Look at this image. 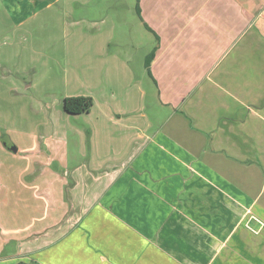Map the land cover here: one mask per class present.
<instances>
[{
  "label": "crops",
  "instance_id": "1",
  "mask_svg": "<svg viewBox=\"0 0 264 264\" xmlns=\"http://www.w3.org/2000/svg\"><path fill=\"white\" fill-rule=\"evenodd\" d=\"M151 2L138 4L157 29L143 67L171 111L134 137L83 214L70 210L64 166L41 164L22 185L42 211L21 228L0 223V264H264V0Z\"/></svg>",
  "mask_w": 264,
  "mask_h": 264
},
{
  "label": "rangeland",
  "instance_id": "2",
  "mask_svg": "<svg viewBox=\"0 0 264 264\" xmlns=\"http://www.w3.org/2000/svg\"><path fill=\"white\" fill-rule=\"evenodd\" d=\"M144 1L138 4L155 6ZM168 3L163 13L169 12ZM136 5V0H0V223L5 229L21 228L41 213L43 202L33 203L22 183L41 173L47 160L65 168L59 175L72 214L85 213L107 174L119 171L135 150L134 137L147 125L157 127L171 111L159 105L143 67L157 45L156 22L149 16L142 20ZM169 20L162 16L160 31H167ZM72 96L90 97L89 112L66 113L64 100ZM2 142L14 144L17 152Z\"/></svg>",
  "mask_w": 264,
  "mask_h": 264
},
{
  "label": "trees",
  "instance_id": "3",
  "mask_svg": "<svg viewBox=\"0 0 264 264\" xmlns=\"http://www.w3.org/2000/svg\"><path fill=\"white\" fill-rule=\"evenodd\" d=\"M137 1V5H136V13L138 14V16H140V12H139V8H138V3L139 0ZM146 28L154 33L148 26H146ZM157 51V48L155 47L146 57L145 59V68L147 69L148 74L149 73V68L151 65V62L153 61L154 57H155V53ZM93 105V101L90 97L88 96H72V97H67L64 100V111L68 114L71 115H78V114H82V113H87L89 112V110L91 109ZM17 264H25V263H17Z\"/></svg>",
  "mask_w": 264,
  "mask_h": 264
},
{
  "label": "water",
  "instance_id": "4",
  "mask_svg": "<svg viewBox=\"0 0 264 264\" xmlns=\"http://www.w3.org/2000/svg\"><path fill=\"white\" fill-rule=\"evenodd\" d=\"M12 152H16L17 151V148L15 146H12L9 148Z\"/></svg>",
  "mask_w": 264,
  "mask_h": 264
}]
</instances>
